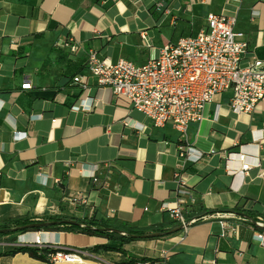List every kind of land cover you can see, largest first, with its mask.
<instances>
[{
	"label": "crops",
	"instance_id": "1",
	"mask_svg": "<svg viewBox=\"0 0 264 264\" xmlns=\"http://www.w3.org/2000/svg\"><path fill=\"white\" fill-rule=\"evenodd\" d=\"M208 14L235 18L237 40L248 44L241 66L254 59L264 65V0H0V224L46 215L145 233L168 229L179 225L170 215L178 205V171L195 198L182 210L186 219L239 208L264 220V99L236 114L229 108L232 92L217 95L181 142L171 126L152 127L127 100L98 87L86 69L90 51L143 64L168 42L197 34ZM77 76L87 77V91L72 83ZM81 99L86 107L78 108ZM179 146L202 157L184 163ZM238 154L251 168L234 179ZM226 223L235 231L224 237L219 220L209 217L123 249L166 264H264V247L253 239L264 229L237 215ZM43 233L53 236L43 242L91 252L107 242ZM1 240L7 242H0V264H46L27 253L5 255L19 246L9 236ZM93 253L107 264L126 261L118 253Z\"/></svg>",
	"mask_w": 264,
	"mask_h": 264
},
{
	"label": "built area",
	"instance_id": "2",
	"mask_svg": "<svg viewBox=\"0 0 264 264\" xmlns=\"http://www.w3.org/2000/svg\"><path fill=\"white\" fill-rule=\"evenodd\" d=\"M160 7L162 5L157 4V10ZM235 23L234 17L208 14L205 27L197 34L168 42L159 48L155 57L143 64L126 59L112 62L99 58L95 51H90L86 69L88 74L96 79L98 87L108 88L117 98L127 100L129 106L144 115L152 127L171 126L178 133L180 141L186 142L190 124L202 119L204 108L211 104L217 95L231 91L229 108L236 114L250 113L256 104L264 99L263 62L254 59L241 66L248 44L237 40L242 34L234 31ZM60 44L68 47L73 54L78 51L77 46L69 42L62 41ZM72 83L78 85L82 92L88 90L86 76H77L73 78ZM29 87V84L22 86L24 89ZM85 103V100H79L78 108L86 107ZM178 151L184 163L196 162L202 157L200 152L188 146H179ZM237 157L241 170L232 175L234 179L238 175L243 176L251 168L245 154H238ZM182 168L180 166V169ZM174 176L177 182L175 194L178 205L170 215L185 231L189 225L195 224L197 219H186L182 210L185 206H193L195 198L181 173L178 171ZM90 178L93 182H98L95 171L91 173ZM210 218L219 220L222 237L235 231V228L226 223L227 218H234L232 213H217ZM206 219L208 218H203ZM257 226L264 228L263 221L259 220ZM227 228L230 229L225 232ZM19 237V247L53 250L54 252L47 256L46 264H107L88 249L59 246L50 242L26 243L20 241ZM253 239L258 240L264 247V235L254 234Z\"/></svg>",
	"mask_w": 264,
	"mask_h": 264
},
{
	"label": "trees",
	"instance_id": "3",
	"mask_svg": "<svg viewBox=\"0 0 264 264\" xmlns=\"http://www.w3.org/2000/svg\"><path fill=\"white\" fill-rule=\"evenodd\" d=\"M225 211V210H224ZM217 213H228L221 211H204L196 215L194 218L197 222H201L203 218H209ZM229 213H233L246 221L253 223L256 229H264L257 226L259 220L262 218L257 217L255 213L234 208ZM65 221H72L73 223H65ZM54 223V224H51ZM0 230H7L6 233L0 234V240L5 237H11L12 241L16 240V234H26L28 232L38 233L44 232H68L72 234H81L90 237H96L99 239L107 240L106 244L96 245L93 247V252L103 250L104 252H113L120 254L127 264H137L138 262H160L164 263L162 259H148V258H134L130 256L123 248L126 245L137 241L145 240H157L162 237L171 236L180 232L183 229L180 228V224L172 226L168 229H155L150 233L137 230L133 227L124 226H110L104 222H99L94 218L90 219H76L66 218L62 216H42V217H19L13 218L0 224ZM159 234L157 237L152 235ZM53 250L38 248V247H18L11 252L5 253V255H15L16 253H27L31 258L39 261H48L47 256L53 253ZM124 264V263H123Z\"/></svg>",
	"mask_w": 264,
	"mask_h": 264
},
{
	"label": "bare ground",
	"instance_id": "4",
	"mask_svg": "<svg viewBox=\"0 0 264 264\" xmlns=\"http://www.w3.org/2000/svg\"><path fill=\"white\" fill-rule=\"evenodd\" d=\"M50 238L52 239L53 236L48 235L47 233H43V235L36 233V234H28V235L20 236L19 240L26 243H37V242L41 243L43 241H48Z\"/></svg>",
	"mask_w": 264,
	"mask_h": 264
},
{
	"label": "water",
	"instance_id": "5",
	"mask_svg": "<svg viewBox=\"0 0 264 264\" xmlns=\"http://www.w3.org/2000/svg\"><path fill=\"white\" fill-rule=\"evenodd\" d=\"M65 223H70V224H72L73 222L72 221H65ZM51 224H54V223H51ZM180 228H182V226H180ZM7 232V230H0V234H4V233H6ZM26 234H28V233H26ZM26 234H24V235H26ZM29 234H36V233H29ZM23 236V235H22ZM153 237H157V236H159V234H154V235H152Z\"/></svg>",
	"mask_w": 264,
	"mask_h": 264
},
{
	"label": "rangeland",
	"instance_id": "6",
	"mask_svg": "<svg viewBox=\"0 0 264 264\" xmlns=\"http://www.w3.org/2000/svg\"><path fill=\"white\" fill-rule=\"evenodd\" d=\"M41 232H44V231H41ZM28 233H32V232H28ZM38 233H40V232H38ZM21 235H23V234H16L15 235L16 240H17L16 243H18V237L21 236ZM0 242H7V241L0 240ZM123 261H125V260H122V261L120 260L119 262H123ZM124 263L127 264L126 261Z\"/></svg>",
	"mask_w": 264,
	"mask_h": 264
}]
</instances>
